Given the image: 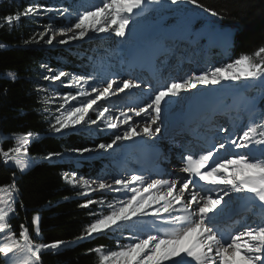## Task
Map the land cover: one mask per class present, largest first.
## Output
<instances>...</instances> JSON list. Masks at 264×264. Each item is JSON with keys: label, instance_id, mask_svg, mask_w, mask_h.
Listing matches in <instances>:
<instances>
[{"label": "snow or ice", "instance_id": "snow-or-ice-1", "mask_svg": "<svg viewBox=\"0 0 264 264\" xmlns=\"http://www.w3.org/2000/svg\"><path fill=\"white\" fill-rule=\"evenodd\" d=\"M160 0H101L100 5L92 10L77 13L76 21L68 27L53 28L48 26L39 33V39L52 44L57 35L65 37L58 42L83 40L89 33H114L117 37L127 35L128 25L135 10L143 11L146 3H159ZM172 5L190 3L203 9L213 17L221 13L198 3V0H170ZM58 11L39 3H31L22 12L8 15L5 22L9 26L20 21L21 17L39 16L41 13ZM64 8L60 15L68 13ZM36 38L33 37V40ZM229 43L231 37H228ZM51 75L43 79L55 83L63 78L71 77L64 87H74L78 91L55 92L53 97L47 95L48 89H37L46 93L41 103L49 105L53 99L62 100L56 109L58 114L51 115L54 121L50 130L56 134L75 130L78 126L104 124L106 129L118 130L109 143H99V150L115 148L120 142L132 141L138 137L155 139L161 134L163 105L168 97H179L182 92H189L198 85H220L222 82L261 81L264 82V45L252 53L240 55L231 62L221 66H213L205 70L193 71L181 80H171L157 89L143 106L127 109L107 106L112 97L126 90L140 89L138 78H109L105 83L103 75H75L66 71L54 72L44 65ZM15 79V76L11 77ZM96 82V83H93ZM151 89V85H148ZM83 98L79 106L68 105L71 101ZM104 101L102 105L100 102ZM45 112L50 109L45 107ZM116 111L119 112L116 115ZM245 111L250 122L242 134L233 138L226 136L224 140L214 142L198 153L182 154L181 172L185 178H153L144 173H131L127 177L92 181L77 178L76 172L64 173L73 187H80V195H88L97 191L123 193L124 198L113 201L87 200L81 207L88 208L98 204L99 213L93 212L96 218L88 224L75 241L84 240L94 234L115 232L136 223L134 218L152 216L159 221L153 223L148 231L140 236L130 237L127 245H117V250H105L99 246L89 251L99 255L100 264H264V223L248 224L241 229L229 230L222 227L217 218L232 203L233 197H248L264 209V111L257 110L254 97L247 100ZM90 113H95L92 119ZM142 115L148 119L143 124L133 121ZM218 132L230 134L228 127H220ZM14 145L7 150L0 141V158L5 165L11 164L15 169L24 172L30 169L35 161L29 154V146L39 138L38 133H13L10 137ZM244 150L239 153L225 155L229 148ZM259 149L261 155L253 154ZM90 147L66 149V152L83 156L91 153ZM65 153L50 152L44 159L63 157ZM202 182V183H198ZM19 187L16 175L12 181L0 185V256L5 264H42L44 251L56 252L67 248L75 241L55 240L50 243L34 242L29 227L19 225V233L13 229L10 221L18 216L16 194ZM227 198V199H226ZM21 208L23 204L19 205ZM107 209L106 211L104 209ZM32 230L37 237L41 236V218L37 214L32 218ZM240 257L238 260L237 257Z\"/></svg>", "mask_w": 264, "mask_h": 264}, {"label": "rangeland", "instance_id": "rangeland-1", "mask_svg": "<svg viewBox=\"0 0 264 264\" xmlns=\"http://www.w3.org/2000/svg\"><path fill=\"white\" fill-rule=\"evenodd\" d=\"M9 1H12L16 5V7L18 8V12H22L23 9L31 3H39L41 5H45L47 7L58 10L46 14L41 13L39 16L26 17V21L20 19L19 22L14 23L11 26L6 23L10 30L14 29L16 32L20 31L21 37L25 39V44L50 49L71 48L81 44L90 43L91 41L96 40L100 37H105L111 34L114 35V33L111 32H90L89 36L85 37L83 40L69 41L66 44H61L58 42L60 39L65 38L59 35H57L56 40H54L52 44L46 43L48 37H45L44 40L39 39V33L45 31L48 26H52L54 29L68 27L75 23L77 13H82L85 10H92L94 6L101 4V0H85L87 2V6H81L79 3L71 2V0ZM171 6L172 4L170 3V0H160L159 3H146L142 12L139 10H135L132 16V20L128 25L127 35L123 38L118 37L121 41V44L118 50V62L116 63L109 64L100 61L101 65H98V67L95 66V68H98L97 70H95L94 68L93 70H78L77 72L65 70L62 67L52 66L48 62L41 63L39 68L40 73L39 75H37V77L41 80L39 88L48 89L47 95H49L50 97H53L55 92H59L62 94L71 92L75 95L78 91L74 87L63 86V84H69L71 82V77L63 78V84L60 81L52 83L43 79L45 75H51V73L47 71V68L44 67V65L52 68L53 71L57 73L59 71H66L75 75H103L105 77V80L101 81V83H105L109 78H116L118 80L129 77L138 78L142 86L140 89H137L135 93L134 89H132L131 91L126 90L124 93H120L118 96L112 97L111 100L107 102V106L109 107L114 106V108L116 109H127V107L129 106H143V104L148 101L150 96L153 95L154 92L161 86H163L166 82H169L171 80H181L193 71L199 72L213 66H221L224 63L233 61L231 57L232 45H230L226 50L222 49L223 47L215 39L217 29L206 32L205 29L209 24L202 27L198 25V23L204 21L203 18L208 21L202 11L193 9L194 7H188V15H186L184 18H181V21L178 25L172 26L168 18ZM64 8H68L69 12L65 13L64 15H60V11H62ZM23 22L26 23L28 29H25L23 27ZM138 32H142L143 36L141 38ZM33 37H35L36 39L33 40ZM139 50L144 52L140 54L138 58H133L132 53L134 54V52H137ZM143 54H146L147 57H142ZM211 55H213V57H215L217 61L214 58L212 59ZM145 64H149L148 68L144 66ZM143 67L145 69H143ZM101 68L104 69L101 70ZM149 84L152 86L151 89H149L148 87ZM254 85H260L261 88L255 87L252 91L253 94L257 95L259 92H264V82L261 81H244L240 84L239 82L226 81L222 82V84L220 85L215 86L198 85L196 88L192 89L189 92H182L181 96L179 97H168L166 98V102L163 105L162 113V120H164L163 127L166 129L165 133L163 134V137L165 138L163 143H165L166 146H161L162 141H155L153 144L145 145L144 140H146V137H138L132 141L120 142L115 148L109 149L107 151L99 150L97 146H95L90 147L94 149L93 152L85 153L83 156L76 153L66 152L64 156L70 157L74 160L76 169H82L85 160L95 159L96 157H103V160H101V166H97V170L91 175H87L77 171H70L67 173L71 174L72 172H76L78 174L77 178L83 177L92 181L98 179H106L109 182H111L114 178H120L121 176L127 177L134 172L144 173L145 175L151 176L153 178H156L158 176H163L164 178H185L187 177V174L181 172L182 154L187 152L197 153V151L192 149V147L179 153V162L167 165H165L164 163L161 164V166L159 164V160H161V156L164 153L166 155H163L164 157H174V153H172L174 151L170 149L172 147V144L176 145L173 146L175 149H178V146H180L179 148L183 146L181 142L173 141V139H168L165 136L168 135L170 138L172 137V133H170V135L168 133V130L170 127V122L175 121L173 114H183L185 110L190 108H193V110H200L201 112H204L206 108L211 105L214 112L221 114V119H218L217 122H215L211 130L214 133V141L218 142L224 140L226 136L229 138H233L235 135L242 134L243 130L246 129L247 124L250 122L248 114L245 111V104L248 99L254 97L248 95V91L252 89L249 88ZM247 89L249 90L247 91ZM145 94L147 95V98L143 96ZM45 95L46 93L41 91V98ZM62 102V100L53 99L52 103H50L49 105L43 104V111L45 107H48L50 109V113L44 111V113L46 114V118L50 122V124L54 122L51 119V115L58 114L56 112V109ZM82 102H84L83 98H80L76 101H71L68 107L70 108L71 106H79V104ZM100 103L102 105L105 104L104 101H101ZM238 106L242 109H239L237 111L239 113H236L233 111V108H236ZM172 109L176 110L171 111ZM224 112H231L232 114H230L232 116L229 117L225 115ZM115 114L118 115L119 112L116 111ZM90 116L92 119L96 118L95 113H90ZM136 118L137 117L133 114V120H136ZM147 119V116H143L138 121V124H143V121ZM220 127H228L230 129V134L218 132L217 129H219ZM75 130L87 131L92 133L93 135H95L97 131H103L107 134L110 142L115 134H119L118 130L106 129L104 124H100L99 127H97V125L90 124L87 126H78V128ZM211 144L207 146H210ZM178 151L179 149L176 150V152ZM242 151L244 150H237L230 147L224 154L231 155ZM146 153L150 154L151 157H147L145 160H140L139 157L145 155ZM253 154L259 156L261 155V151L259 149H253ZM154 160L156 161V165H158V167H161L157 170L163 173H166L164 172V170H169L168 174L158 175V172L157 174L154 173L153 167L148 165L149 161L153 163ZM68 182L70 183L69 180ZM70 185L73 186L72 183H70ZM74 188L77 189L79 193L83 191L78 186ZM80 196L96 201L105 200L109 202L113 201V199L115 198H124L123 193H115L111 191H97L89 193L88 195ZM236 202H239V198L233 197L232 203L229 205V207H233ZM90 207L96 208L95 212L97 213L101 211V208L98 204H93ZM104 210L106 211L107 209L105 208ZM244 212L245 213H243V217L245 218L247 215L251 214L249 208ZM95 218L96 217L93 216L92 220L94 221ZM134 219H136L135 224L129 222L127 226L115 232L111 230L108 231L114 238L121 241L122 246L129 244L131 242L130 237L132 236H140L145 232L153 231V229L151 228V225L153 223L157 225L160 224V222L155 220V218L152 216ZM241 221L242 220L239 219L237 223L238 225L236 227L242 230V228L249 223H247L245 219L242 222ZM217 222L219 223L218 220ZM223 223L220 224L222 227L225 226L223 225ZM259 223H264V220L261 221L256 219L250 224ZM104 249L106 251L109 250L106 248ZM237 259L239 260L240 257L238 256Z\"/></svg>", "mask_w": 264, "mask_h": 264}, {"label": "trees", "instance_id": "trees-1", "mask_svg": "<svg viewBox=\"0 0 264 264\" xmlns=\"http://www.w3.org/2000/svg\"><path fill=\"white\" fill-rule=\"evenodd\" d=\"M71 2L87 6L85 0ZM198 3L220 12L221 16L213 17L196 5L182 3L171 6L168 16L170 23L178 25L181 18L188 15L187 8L194 7L202 11L208 20L203 18L204 21L198 23L201 27L209 24L206 32L217 27L234 29L233 60L264 45V0H198ZM17 12L18 8L12 1H0V141L3 149L7 150L14 145V140L10 138L13 133L30 131L38 133L39 138L29 146V154L35 161L30 169L20 172L11 164L0 162V185L11 183L15 173L19 187L18 216L13 217L10 223L17 234L19 225L23 223L29 227L34 242L75 241L93 222L92 213L96 208L81 207L89 198L80 196L78 190L64 179V173L77 171L91 175L97 166H101L103 157L85 160L82 169H76L74 160L64 155L52 160L44 157L50 152L66 153V149L95 147L99 143L110 142V139L103 131H97L95 135L82 130L53 133L43 111L41 91H37L41 81L37 75L43 62L72 72L93 70L101 65L100 61L116 63L121 41L111 34L71 48L50 49L25 44L20 31L10 30L5 22L8 15ZM21 19L26 21V17ZM23 27L28 29L25 22ZM255 87L260 85L254 86L248 93L256 98L258 112L264 111V92L253 94ZM20 203L23 204L22 208ZM37 214L41 218L40 237L32 230V218ZM117 245L122 246L121 241L109 232L94 234L56 252L44 251L42 264H100L99 255L89 250L99 246L117 250ZM0 264H5L2 256Z\"/></svg>", "mask_w": 264, "mask_h": 264}, {"label": "bare ground", "instance_id": "bare-ground-1", "mask_svg": "<svg viewBox=\"0 0 264 264\" xmlns=\"http://www.w3.org/2000/svg\"><path fill=\"white\" fill-rule=\"evenodd\" d=\"M140 38L143 36L142 32H138ZM235 32L233 29L227 27V29H217L216 30V41L223 47L222 49L226 50L231 44H232V38L234 36ZM228 37H231V42L229 43V40H228ZM144 51H137V52H134V54L132 53V56L133 58H138L140 54H142ZM142 57H147L146 54H143ZM142 62V61H141ZM137 91V89H134V93ZM247 95V94H246ZM144 97L147 98V95H143ZM143 98V97H142ZM237 99V98H236ZM177 101V100H176ZM239 108V107H238ZM176 109H172L171 111H175ZM190 110V109H188ZM178 111V110H177ZM187 111V110H185ZM184 111V112H185ZM200 111V110H199ZM201 113V111H200ZM167 115V114H166ZM178 114L174 113L173 114V117H176ZM144 115L140 116V117H137L136 120H133L135 123H138V121L143 117ZM212 118L208 121V116H206V120L205 122L200 119L198 117L197 119V116L195 117H192L188 120H185L184 122H182V119L178 120L177 122H174V123H171L170 124V133H172V137L170 138L168 135H165L168 139H173V138H178V136H181L183 139H187L190 141V142H196L197 140H195L193 138V136L191 134H188L187 131L188 130H191L195 133H200L201 130L203 129H206L208 127H210L213 123H215L217 120H218V116H211ZM197 119V120H196ZM196 121V122H195ZM194 122V123H192ZM163 123H164V120H162V129H161V134L159 136H157L155 139H150L148 137H146V140H144V144L147 145V144H153L155 141H162V145L161 146H166L164 142L165 138L163 137V134L165 133V128L163 127ZM166 123H167V120H166ZM194 126H193V125ZM214 134V133H213ZM200 141V140H198ZM182 143V141H180ZM157 143V142H156ZM183 146H181V148H178L179 149V153L182 152V151H185L186 149L189 148L190 145H186L185 143H182ZM180 144V145H182ZM180 147V146H179ZM174 152L173 156L174 157H164L166 156L165 153L162 154L161 156V160H159V164L161 166V164H164L167 165V164H173V163H177L179 162V157L177 156V153L176 150L178 149H175L173 146L171 148ZM159 150V149H158ZM171 153V154H172ZM153 154V153H151ZM164 155V156H163ZM170 156V155H168ZM147 157H151L150 154L146 153L145 155H142L139 157V159H143L145 160ZM149 165V163H148ZM159 169L161 167H158ZM159 172V171H158ZM172 174H173V171H172ZM239 202H236L234 204L233 207H229L223 214H221L217 220L219 221V224L225 222L227 223V225H231V222L233 219L237 218V220L239 221V219H241V215L239 214L238 212V209L240 208L239 204L241 203V199L243 198V196H239ZM238 203V204H237ZM255 213L257 212L256 211V208H254L253 210ZM261 213L262 212H259V213H256V214H253L252 216H249L250 218H246L245 221H247V223H252L254 222L257 218H262L261 216ZM254 220V221H252ZM243 221V220H242ZM241 221V222H242ZM245 223V222H244ZM224 224V223H223Z\"/></svg>", "mask_w": 264, "mask_h": 264}]
</instances>
